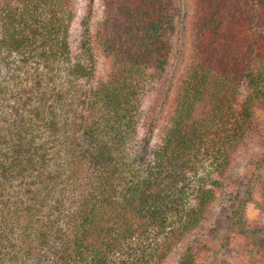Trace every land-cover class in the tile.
<instances>
[{
  "label": "trees",
  "instance_id": "trees-1",
  "mask_svg": "<svg viewBox=\"0 0 264 264\" xmlns=\"http://www.w3.org/2000/svg\"><path fill=\"white\" fill-rule=\"evenodd\" d=\"M102 3L91 28L75 0H0V264H256L228 234L264 238V0H193L165 116L180 1Z\"/></svg>",
  "mask_w": 264,
  "mask_h": 264
},
{
  "label": "rangeland",
  "instance_id": "rangeland-1",
  "mask_svg": "<svg viewBox=\"0 0 264 264\" xmlns=\"http://www.w3.org/2000/svg\"><path fill=\"white\" fill-rule=\"evenodd\" d=\"M181 3V16H180V26L177 28L178 33L175 39V46L173 49V54L170 58V66L166 71V78H165V87L166 92L165 95L162 94V104L159 108L158 116L162 115L165 116L169 109L170 102L172 97L176 94L178 89V83L182 78V75L185 71V68L188 64L190 58V51H191V42H192V31H191V15H192V8H193V0H179ZM76 2V11L77 16L80 18L84 15L88 10L91 11V28H95L98 25L99 20L102 17V12L104 9L102 0H75ZM79 27L74 26L72 30L74 33L79 32ZM74 42H77L76 37ZM101 69V73L103 74V67H99ZM100 75V72H99ZM165 87L161 88V91L165 89ZM159 96V95H158ZM164 119V118H163ZM162 122V121H161ZM258 141H254L250 143L248 146L242 148L239 153L236 155V159L233 163V168L231 172V180L240 177V172L242 168L243 161L253 155V152L258 150L259 145ZM255 190V187H254ZM260 192V188L255 190V195L258 196ZM225 202V199L222 195H220L212 204L207 213V219L203 223V229L206 230L209 228L213 221L217 218V216L222 211V206ZM244 215L247 218V223L249 226H258L262 223L263 219L258 214L257 210L248 206L246 210H244ZM228 221H221L220 228H225ZM224 230V229H223ZM229 245H230V256L232 259L241 258L245 255L246 259L252 258L256 260V264H261L263 260L262 254L264 253L262 246H264V238L255 233V234H243L237 231H231L229 234ZM257 240V247L255 249L258 250L259 253L255 252L254 248L252 247L253 242ZM252 250V251H251ZM179 250H175L167 260L163 264H176L178 259ZM207 252H202L200 256V260L205 258ZM227 259H230L227 257Z\"/></svg>",
  "mask_w": 264,
  "mask_h": 264
}]
</instances>
